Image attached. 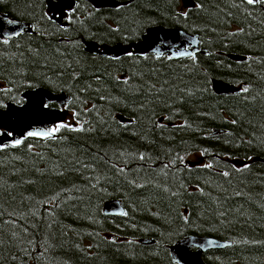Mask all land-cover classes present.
I'll return each instance as SVG.
<instances>
[{
	"label": "trees",
	"instance_id": "obj_1",
	"mask_svg": "<svg viewBox=\"0 0 264 264\" xmlns=\"http://www.w3.org/2000/svg\"><path fill=\"white\" fill-rule=\"evenodd\" d=\"M119 1L77 0L62 27L46 0H0L36 30L0 38V108L45 87L72 113L55 137L0 148V264H177L170 246L188 234L231 242L207 264H264V0ZM155 25L197 33L208 54L84 50ZM214 79L242 88L218 95ZM116 198L124 216L103 210Z\"/></svg>",
	"mask_w": 264,
	"mask_h": 264
},
{
	"label": "water",
	"instance_id": "obj_2",
	"mask_svg": "<svg viewBox=\"0 0 264 264\" xmlns=\"http://www.w3.org/2000/svg\"><path fill=\"white\" fill-rule=\"evenodd\" d=\"M95 8H115L126 4L119 0H87ZM258 1V0H255ZM49 19L65 27L67 18L75 9L77 0H46ZM187 7H195L193 0H182ZM34 24L17 19L10 14L0 11V38L8 41L27 33H35ZM87 53L121 58L127 54L145 56L153 54L156 57L166 56L170 60L193 57L197 54H208V50L201 47V40L197 33H190L177 27L155 25L149 27L140 40L131 43L118 42L115 44H100L96 41L83 40ZM183 53V54H181ZM230 58L245 60L246 56L230 54ZM241 86L226 82L222 79L213 80V89L218 95L238 93ZM25 102L16 104L9 102L5 108H0V148L3 146H20L27 139H47L56 136L52 131L58 124L66 122L71 116L68 104L71 97L65 93H55L45 87L29 88L22 94ZM55 104V105H52ZM123 121H130L119 115ZM164 117L160 118L163 121ZM29 132H49L50 135L29 136ZM215 130L213 133H219ZM20 140L21 143L16 144ZM254 161H263L255 158ZM105 214L124 216L126 207L121 199H110L104 203ZM142 243L153 244L154 239L142 238ZM231 245L228 240L218 239L209 235L188 234L170 246L171 256L177 264H207L204 255L214 250L224 249Z\"/></svg>",
	"mask_w": 264,
	"mask_h": 264
},
{
	"label": "snow or ice",
	"instance_id": "obj_3",
	"mask_svg": "<svg viewBox=\"0 0 264 264\" xmlns=\"http://www.w3.org/2000/svg\"><path fill=\"white\" fill-rule=\"evenodd\" d=\"M254 2H255V0H247V3H249V4H253ZM181 54H183V53H181ZM61 127H63V125H61ZM58 130H59V128L52 129V131H58ZM28 135L29 136H37V135L47 136V135H50V133L49 132H43V133H41V132H29ZM19 143H21V141L17 140L16 144H19Z\"/></svg>",
	"mask_w": 264,
	"mask_h": 264
},
{
	"label": "rangeland",
	"instance_id": "obj_4",
	"mask_svg": "<svg viewBox=\"0 0 264 264\" xmlns=\"http://www.w3.org/2000/svg\"><path fill=\"white\" fill-rule=\"evenodd\" d=\"M67 21H68V18H67ZM200 156H201L200 152H193V153H190L189 155H187L186 159L192 160L196 163H201V157Z\"/></svg>",
	"mask_w": 264,
	"mask_h": 264
},
{
	"label": "flooded vegetation",
	"instance_id": "obj_5",
	"mask_svg": "<svg viewBox=\"0 0 264 264\" xmlns=\"http://www.w3.org/2000/svg\"><path fill=\"white\" fill-rule=\"evenodd\" d=\"M0 131L2 132V130L0 129ZM1 134V133H0Z\"/></svg>",
	"mask_w": 264,
	"mask_h": 264
}]
</instances>
